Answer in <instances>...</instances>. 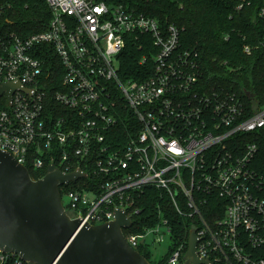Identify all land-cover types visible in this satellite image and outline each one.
Here are the masks:
<instances>
[{
  "label": "built area",
  "instance_id": "built-area-1",
  "mask_svg": "<svg viewBox=\"0 0 264 264\" xmlns=\"http://www.w3.org/2000/svg\"><path fill=\"white\" fill-rule=\"evenodd\" d=\"M46 2V29L0 34V84L22 87L1 97L0 151L42 176L50 164L80 170L58 186L66 213L98 225L122 211L131 226L121 231L136 250L149 247V234L172 240L170 210L190 224L187 240L195 230L199 258L264 264V170L252 166L256 143L238 140L264 127V103L248 111L234 95L205 90L191 52L178 49L177 27H161L136 3ZM139 35L151 38L140 78L123 79L118 56ZM147 191L161 202L154 223L136 232ZM186 250L173 249L166 264H183ZM0 264L31 263L0 248Z\"/></svg>",
  "mask_w": 264,
  "mask_h": 264
},
{
  "label": "trees",
  "instance_id": "trees-1",
  "mask_svg": "<svg viewBox=\"0 0 264 264\" xmlns=\"http://www.w3.org/2000/svg\"><path fill=\"white\" fill-rule=\"evenodd\" d=\"M141 11L157 20L161 27L174 24L179 30L180 50H189L201 75L205 90L234 95L246 110L254 111L264 103V19L259 16L262 0H150L135 1ZM51 12L46 0H0V34L27 37L46 29ZM151 45L148 35L131 36L118 56L119 74L138 79L141 55ZM247 49V51H246ZM152 59L147 63L151 64ZM248 94L251 98H248ZM243 139V140H242ZM257 145L252 162L264 170V127L238 139ZM44 171L29 168L31 178ZM154 191H147L139 204L141 212L133 231L140 232L155 221V206L160 203ZM164 204V202H162ZM171 217L172 240L168 252L156 260L150 247L138 246V252L151 264H166L173 249L187 245V219L167 210Z\"/></svg>",
  "mask_w": 264,
  "mask_h": 264
},
{
  "label": "water",
  "instance_id": "water-1",
  "mask_svg": "<svg viewBox=\"0 0 264 264\" xmlns=\"http://www.w3.org/2000/svg\"><path fill=\"white\" fill-rule=\"evenodd\" d=\"M18 89L19 82H3L0 98L10 101ZM81 176L80 170L63 173L50 164L44 176L33 179L24 165L0 151V248L31 264H151L124 238L121 229L131 221L122 211L98 225L69 217L58 186ZM196 243L191 229L183 264H210L197 256Z\"/></svg>",
  "mask_w": 264,
  "mask_h": 264
},
{
  "label": "rangeland",
  "instance_id": "rangeland-1",
  "mask_svg": "<svg viewBox=\"0 0 264 264\" xmlns=\"http://www.w3.org/2000/svg\"><path fill=\"white\" fill-rule=\"evenodd\" d=\"M5 99L0 98V103L5 102ZM155 236L152 234L147 235V241L149 243V247L152 251V256L158 260L160 257L164 256L168 252V246L171 242L169 239V234L164 235V240L162 242H154Z\"/></svg>",
  "mask_w": 264,
  "mask_h": 264
}]
</instances>
